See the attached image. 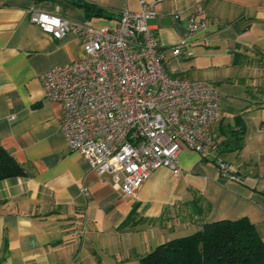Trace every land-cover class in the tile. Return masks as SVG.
I'll return each mask as SVG.
<instances>
[{
    "label": "crops",
    "instance_id": "0c3cea01",
    "mask_svg": "<svg viewBox=\"0 0 264 264\" xmlns=\"http://www.w3.org/2000/svg\"><path fill=\"white\" fill-rule=\"evenodd\" d=\"M140 8V0H0V145L26 170L0 181V264H140L206 223L243 218L264 237V0H164L149 21L170 49L193 12L204 10L205 27L189 38L183 58L167 52L166 69L221 92L218 155L245 182L221 176L213 160L183 146L179 174L161 167L124 197L67 146L62 105L45 97L40 76L85 58L83 40L55 39L30 13L114 27L123 10Z\"/></svg>",
    "mask_w": 264,
    "mask_h": 264
},
{
    "label": "built area",
    "instance_id": "2783aa9c",
    "mask_svg": "<svg viewBox=\"0 0 264 264\" xmlns=\"http://www.w3.org/2000/svg\"><path fill=\"white\" fill-rule=\"evenodd\" d=\"M163 1L140 0V10H123L114 27L30 13V21L55 39L73 33L83 40L85 58L53 67L40 80L45 97L62 105L61 130L69 149L85 157L97 174L109 175L124 197H134L161 167L179 174L183 146L202 160H213L228 180L246 179L218 155L213 127L222 114L221 92L206 81L173 77L166 69L167 52L183 58L189 38L205 27V12L196 9L184 38L163 48L149 25ZM260 130L264 133V125Z\"/></svg>",
    "mask_w": 264,
    "mask_h": 264
},
{
    "label": "trees",
    "instance_id": "16d2710c",
    "mask_svg": "<svg viewBox=\"0 0 264 264\" xmlns=\"http://www.w3.org/2000/svg\"><path fill=\"white\" fill-rule=\"evenodd\" d=\"M97 14L106 17L102 10ZM25 175L23 165L0 145V181ZM140 264H264V239L245 218L206 223L192 235L159 245Z\"/></svg>",
    "mask_w": 264,
    "mask_h": 264
},
{
    "label": "rangeland",
    "instance_id": "374dc122",
    "mask_svg": "<svg viewBox=\"0 0 264 264\" xmlns=\"http://www.w3.org/2000/svg\"><path fill=\"white\" fill-rule=\"evenodd\" d=\"M261 236V235H260ZM261 238H263L264 239V237L263 236H261Z\"/></svg>",
    "mask_w": 264,
    "mask_h": 264
}]
</instances>
